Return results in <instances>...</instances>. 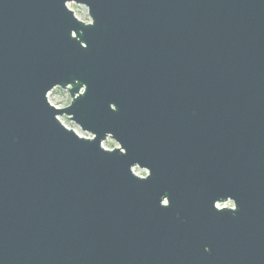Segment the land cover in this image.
Instances as JSON below:
<instances>
[{
  "label": "water",
  "instance_id": "1",
  "mask_svg": "<svg viewBox=\"0 0 264 264\" xmlns=\"http://www.w3.org/2000/svg\"><path fill=\"white\" fill-rule=\"evenodd\" d=\"M0 264H264V0H0Z\"/></svg>",
  "mask_w": 264,
  "mask_h": 264
},
{
  "label": "rangeland",
  "instance_id": "2",
  "mask_svg": "<svg viewBox=\"0 0 264 264\" xmlns=\"http://www.w3.org/2000/svg\"><path fill=\"white\" fill-rule=\"evenodd\" d=\"M67 5H69L74 11H76L81 17H83L85 20H89L88 14H87V9L85 6L80 5V4H75V3H68ZM60 94V100L61 102H65L68 101L67 95L65 92L61 91L59 92ZM66 122L70 123L77 131H80L79 127L72 121L65 119ZM102 144H106V145H115L117 144L113 139H111L110 137H107Z\"/></svg>",
  "mask_w": 264,
  "mask_h": 264
},
{
  "label": "built area",
  "instance_id": "3",
  "mask_svg": "<svg viewBox=\"0 0 264 264\" xmlns=\"http://www.w3.org/2000/svg\"><path fill=\"white\" fill-rule=\"evenodd\" d=\"M60 90L66 93L67 98H68V101L61 102V100H60V94H59ZM47 95L54 101L55 104H68L69 101H70L68 92L65 89H62L60 87H54V88H52L51 90H49L47 92ZM58 117H60L63 120H65V119H68L69 120L68 116H65V115H61V116H58ZM78 132L81 135H85V136L92 137V135L90 133H88V132L81 131V130L78 131Z\"/></svg>",
  "mask_w": 264,
  "mask_h": 264
},
{
  "label": "flooded vegetation",
  "instance_id": "4",
  "mask_svg": "<svg viewBox=\"0 0 264 264\" xmlns=\"http://www.w3.org/2000/svg\"><path fill=\"white\" fill-rule=\"evenodd\" d=\"M146 171V170H145Z\"/></svg>",
  "mask_w": 264,
  "mask_h": 264
}]
</instances>
